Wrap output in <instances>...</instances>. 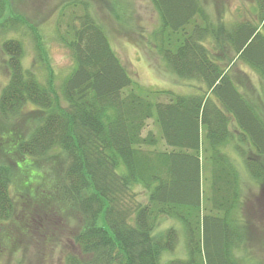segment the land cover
<instances>
[{"label": "trees", "instance_id": "obj_1", "mask_svg": "<svg viewBox=\"0 0 264 264\" xmlns=\"http://www.w3.org/2000/svg\"><path fill=\"white\" fill-rule=\"evenodd\" d=\"M150 1L159 22L150 39L159 57L177 78L196 81L202 90L142 88L83 0H69L64 29L56 26L71 59L56 83L43 34L22 20L4 18L0 0L8 73L0 119L15 124L34 113L27 135L18 138L15 132L7 144L25 162L57 160L47 199L40 201L78 221L64 264H162L180 239L185 259L166 264H246L237 253L246 237L235 225L242 215L240 175L225 148L260 186L255 197L262 195L264 115L238 89L230 68L244 63L264 82V0H255L258 23L230 26L211 22L204 0ZM26 28L42 78L22 65L23 44L14 35ZM148 120L157 132L143 135ZM203 161L210 172L208 213ZM14 176L0 163V223L15 215ZM162 218L172 222L163 231Z\"/></svg>", "mask_w": 264, "mask_h": 264}, {"label": "rangeland", "instance_id": "obj_2", "mask_svg": "<svg viewBox=\"0 0 264 264\" xmlns=\"http://www.w3.org/2000/svg\"><path fill=\"white\" fill-rule=\"evenodd\" d=\"M3 1L4 18L22 20L26 24L25 27H34L43 34L46 63L52 68L55 82L58 83L71 67L69 52L59 41L56 32L57 23L64 29L68 20L70 10H65L64 5L69 0ZM83 1L92 7V14L105 28L115 54L142 88L155 91L170 90L178 94L195 93L196 87L203 89L196 81L177 78L159 57L152 42L154 39H150L159 25L157 13L150 0ZM204 6L210 21L214 23L223 22L227 26L243 21L258 23V18L254 17L255 0H204ZM27 30L26 28L14 35L23 44L22 65L42 78L43 73L37 64L33 44L26 35ZM6 35L0 32V92L8 77L6 56L1 51V42ZM10 35L12 34L9 33L8 36ZM230 69L232 80L238 89L264 115V82L244 63L236 62ZM161 100L167 101V97L163 96ZM33 116L34 113H31L26 119L15 124L5 123L0 119V163L11 167L15 174L10 187L15 215L13 220L0 223V264H64L66 253L72 249L70 233L78 225L74 217L70 219L65 212L60 214L54 204H43L40 201L41 198L47 199L49 194V178L57 163L55 156L25 162L10 148V144H7L6 139L12 134L14 137L15 132L18 138L27 135L26 130L31 128L30 120ZM148 131L157 132L153 120L147 121L143 135ZM157 148L164 149V146L159 143ZM225 149L236 163L242 189V215L237 214L238 222L235 225L237 231L242 236L245 235L246 240L243 237L237 253L246 264H264V191L262 195L255 197L260 193V186H256L248 177L244 164L230 151L231 149ZM19 163L22 164L20 167ZM202 164L201 188L203 206L206 207L203 212L208 213L210 172L209 164L205 161ZM45 180L48 185L42 189L40 184L46 183ZM28 192H31V195ZM171 223L162 218L158 227L163 228V231ZM184 248V240L180 239L173 251L163 255L162 264L171 259H185Z\"/></svg>", "mask_w": 264, "mask_h": 264}]
</instances>
